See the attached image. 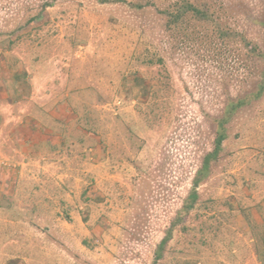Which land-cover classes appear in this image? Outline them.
Wrapping results in <instances>:
<instances>
[{
	"label": "rangeland",
	"instance_id": "1",
	"mask_svg": "<svg viewBox=\"0 0 264 264\" xmlns=\"http://www.w3.org/2000/svg\"><path fill=\"white\" fill-rule=\"evenodd\" d=\"M214 1L216 23L264 48V0ZM174 3L0 0L3 101L76 155L68 183L0 142V264H152L176 220L157 264H264V90L226 124L179 217L217 119L257 88L264 60L210 22L168 28Z\"/></svg>",
	"mask_w": 264,
	"mask_h": 264
},
{
	"label": "trees",
	"instance_id": "2",
	"mask_svg": "<svg viewBox=\"0 0 264 264\" xmlns=\"http://www.w3.org/2000/svg\"><path fill=\"white\" fill-rule=\"evenodd\" d=\"M103 2H108L109 0H102ZM126 3V0H121ZM134 5L137 8H143V2H135ZM166 15V26L168 28H179L183 31L189 29L191 22H205L212 23L214 29L218 32L220 37H238L241 36V41L246 49V52L252 57H260L264 60V48H260L251 40H247L243 35L238 32H232L229 28L223 27L222 25L216 23L220 21V16L218 15L219 9L216 7L214 0H175V3L172 7L161 10ZM264 28V14L262 20H260ZM189 34V35H188ZM191 32L183 33L186 37H190ZM199 37V36H197ZM199 38H193L192 40H197ZM264 90V71L258 82L257 88L253 91H250L244 96L237 97L236 99H229L226 103L224 110L221 116L217 119V130L216 137L214 141V148L205 154L203 163L198 169L197 174L194 178L193 186L186 197L183 207L180 210L181 218L188 214L190 209L196 204L198 199V190L197 187L199 184L209 175L210 164L213 160L218 159L219 153L222 150L223 143L227 138V128L226 124L231 120L234 114L244 105L249 103L254 99L260 98ZM179 218V220L181 219ZM177 223V220L173 222ZM172 225V227L174 226ZM167 230L166 235L160 241L157 250L156 257L152 264H157L158 260L163 255V248L166 245L167 241L172 237V229Z\"/></svg>",
	"mask_w": 264,
	"mask_h": 264
},
{
	"label": "crops",
	"instance_id": "3",
	"mask_svg": "<svg viewBox=\"0 0 264 264\" xmlns=\"http://www.w3.org/2000/svg\"><path fill=\"white\" fill-rule=\"evenodd\" d=\"M3 100L5 99L0 92V131L2 130L0 132V142L3 143L2 146L5 145L11 148L18 142L19 155H24L23 159L25 160L29 156H33V152L36 150L38 153L36 155L39 158V162L37 163L42 174L46 175L45 172L53 171V173L56 172L54 173L56 177L59 176L61 179L66 178L69 183L70 176L73 175L70 171L73 170L72 166L75 163L76 156L74 150L70 148L72 144L63 139L61 133L54 134L52 128L44 129L42 127L43 129L36 131V133L29 130L28 123H32L34 127H40V125L37 126L43 123L41 120H38L40 118L24 117L22 120L20 115L12 114V106L16 107L13 102L7 103ZM25 160L20 161L19 164L13 160L8 162L9 171L14 172L18 170L24 173L27 170L26 165L28 166ZM59 172L66 173H60L59 175Z\"/></svg>",
	"mask_w": 264,
	"mask_h": 264
}]
</instances>
